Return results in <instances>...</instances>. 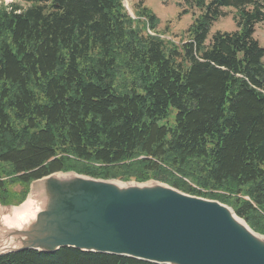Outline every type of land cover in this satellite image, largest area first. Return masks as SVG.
I'll return each instance as SVG.
<instances>
[{
	"label": "trees",
	"instance_id": "trees-1",
	"mask_svg": "<svg viewBox=\"0 0 264 264\" xmlns=\"http://www.w3.org/2000/svg\"><path fill=\"white\" fill-rule=\"evenodd\" d=\"M20 1L0 7L1 205L56 172L154 180L264 235V0H189L199 14L179 44L147 32L142 4L132 19L122 0ZM226 8L236 30L208 39ZM0 264L151 263L65 248Z\"/></svg>",
	"mask_w": 264,
	"mask_h": 264
},
{
	"label": "water",
	"instance_id": "water-1",
	"mask_svg": "<svg viewBox=\"0 0 264 264\" xmlns=\"http://www.w3.org/2000/svg\"><path fill=\"white\" fill-rule=\"evenodd\" d=\"M29 187L19 205L0 204V257L67 248L151 264H264V236L232 208L158 181L56 172ZM27 200L29 213L7 225Z\"/></svg>",
	"mask_w": 264,
	"mask_h": 264
},
{
	"label": "rangeland",
	"instance_id": "rangeland-1",
	"mask_svg": "<svg viewBox=\"0 0 264 264\" xmlns=\"http://www.w3.org/2000/svg\"><path fill=\"white\" fill-rule=\"evenodd\" d=\"M13 4L20 6L22 9L26 8V4L20 0H0V7L7 8ZM122 4L132 19H135L134 13L136 7L142 4L143 7L155 15L158 21L157 32H147L152 36L156 35L160 38L169 39L177 44L187 39L186 30L199 14L193 7V4H189V0H122ZM222 11L225 14L211 26L208 39L215 32H233L236 30L234 21L235 10L233 8H226ZM254 31V38L260 47L264 49V24H257ZM167 121L172 122V117ZM29 189L30 187H28V192Z\"/></svg>",
	"mask_w": 264,
	"mask_h": 264
},
{
	"label": "bare ground",
	"instance_id": "bare-ground-1",
	"mask_svg": "<svg viewBox=\"0 0 264 264\" xmlns=\"http://www.w3.org/2000/svg\"><path fill=\"white\" fill-rule=\"evenodd\" d=\"M33 205V201L31 202V200H27L20 208H16L14 209V213L13 214H8L6 217H4V222L7 225H18L19 222H17L18 220H22L25 217V213H29L31 207ZM16 214H20V215H16ZM26 214V215H27Z\"/></svg>",
	"mask_w": 264,
	"mask_h": 264
}]
</instances>
